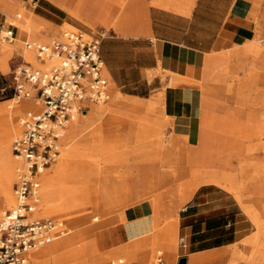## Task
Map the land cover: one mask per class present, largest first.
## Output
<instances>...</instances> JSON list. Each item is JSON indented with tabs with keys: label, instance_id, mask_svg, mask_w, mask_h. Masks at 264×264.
I'll use <instances>...</instances> for the list:
<instances>
[{
	"label": "crops",
	"instance_id": "obj_1",
	"mask_svg": "<svg viewBox=\"0 0 264 264\" xmlns=\"http://www.w3.org/2000/svg\"><path fill=\"white\" fill-rule=\"evenodd\" d=\"M20 7L32 29L13 24L14 41L0 42L47 43L41 40L50 41L65 24L86 31L95 27L102 35L103 77L122 90L162 92L170 130L187 137L191 157L217 171L236 170L250 158L246 145H232L231 140L246 128L245 135L253 139L250 123L264 98L253 92L250 82L232 87L228 79L240 70L245 73L254 59L248 46L258 45L257 37L264 35V0H0V30L8 25V13ZM31 34L39 39H30ZM20 53L8 59L0 44V110L14 95L10 72ZM259 62L264 64V55ZM232 89L242 92L230 99ZM186 176V203L177 210L174 229H161L162 218L170 213L163 198L185 185L178 182ZM157 185L152 204L143 201L126 208L125 220L107 230L111 249L120 247L127 255L136 244L150 240L178 260L185 257L183 264H226L235 246L243 250L242 241L254 228L235 193L215 181L193 179L177 165L163 167ZM158 253L163 256L157 250L155 259Z\"/></svg>",
	"mask_w": 264,
	"mask_h": 264
},
{
	"label": "rangeland",
	"instance_id": "obj_2",
	"mask_svg": "<svg viewBox=\"0 0 264 264\" xmlns=\"http://www.w3.org/2000/svg\"><path fill=\"white\" fill-rule=\"evenodd\" d=\"M18 14H20L19 17L17 16ZM11 21L18 24L19 28L26 30H31L33 26L31 20L27 18L26 11L23 7L18 8L14 13H8L6 23H9ZM77 29L86 31L85 29L79 26L72 25V27H70L65 24L61 28V30L56 32V34L52 38L60 36L63 31ZM92 29L96 28L92 27ZM30 39L39 38L31 34ZM256 40L264 51V35L258 36ZM41 41L48 42L49 40ZM0 44L2 53L7 54L8 59L13 52H21L27 60L32 62H34L35 60L33 53L26 51L22 43L16 42L10 45L0 42ZM237 56L241 57L243 55ZM259 60L261 59L253 61L254 63H251L250 66L245 68V73L240 70L239 73L232 74L231 78L229 77L228 81H230V83L235 84L232 87H242L241 83L250 82V85L254 87L253 92L256 93L259 97L264 98V79L261 78L260 80H252L250 77L247 76L250 71L264 72V64H262V62H259ZM240 67H242V65ZM107 82V91L110 94V97L103 103H92L106 107L107 114L104 117V128L100 132L105 134L106 137L104 140H94L93 144L87 147L85 142L90 140L88 136L89 133L86 132L83 133V135L76 136V140H81L82 142L78 144L77 147H75L73 150V154L71 156V163H73V166L76 167L70 172L71 178L69 180H66L65 182V184L68 183L70 186L75 187L77 191H79V188L85 190L86 193L90 196H78V201H76L77 209L76 207H73L76 210H74L73 208V210H59L58 213L51 214L50 212H48V210L44 209L37 210L34 214L38 218L52 217L60 218L62 220L65 219V221L63 220L65 223V229L63 230V233L66 236L67 242L60 249L63 257L60 264H82L83 261L85 264H153V262L155 261V255L157 250H162L163 256L166 260V264H179V260L177 259L176 254H168L165 251L166 247H164L163 245L153 246L150 240L142 241L136 244L130 249L129 252H127V255L120 253V247L112 249L109 247L110 241L108 239L107 230L111 226L123 222L125 220L123 212L126 208L135 206L143 201L151 202L152 204L154 193L158 192V190H156L158 188V176L161 173L162 168L170 164H164L160 161L157 162L158 165L156 169L155 184L150 189L147 185L148 179L146 175L140 176L141 184H139L138 186H135L133 183H130V186L133 189L135 188L134 190H136V192L134 191V193L129 199L126 198L124 200H119L118 202L117 200L106 201L103 193L104 184L109 183L112 179H116L117 183L120 184L122 177L124 178V180L129 179L130 182H135L137 180L136 177L138 172L148 171L150 165L154 163L153 161L147 159L148 156H146V152L150 151L153 152V154H156L157 150L159 149L158 143L163 141L164 144L169 145L170 141L174 139L173 137L175 135L170 130L172 124L170 123L168 116H166L162 111V92H160L159 90L144 89L122 90L114 86L108 79ZM233 90L234 89L228 91L230 99H234L236 96H239L240 92H242V90L240 89H235V92ZM25 99L32 98L19 97L18 99V97H15L13 95L12 99L6 102L5 111L10 110L17 117H22L26 113V111H28V109L20 112L19 108H15L13 110L8 108V104L15 100L22 101ZM120 100H135L136 105L131 110L127 109L126 106L116 107L117 101ZM16 104H18V102H16ZM240 107L243 108L242 106ZM256 109L258 110V117L255 118L254 122L251 121L250 123L252 124L253 131L257 126L264 127V103L257 105ZM3 113L0 112V131H2L1 121L3 117L1 116ZM79 116L80 115H78L76 118H78ZM249 118L253 120V118ZM244 119L245 117H236V120L244 121ZM86 122L87 121L85 120H81L80 125L84 126ZM247 124H249V122H247ZM20 131L21 125L19 132ZM248 131V128L244 130L242 129V136H240V138L238 136H234V139L231 140L232 145H246L247 147L248 143L250 142V139L245 134ZM19 132L14 134L10 139V147L13 138L17 136ZM262 137L264 138V133L262 134ZM175 138L178 140L179 137L175 136ZM254 138L255 135H253V139ZM160 139H162V141ZM184 141L185 140H183V143ZM84 145H86V147ZM247 155L250 156V158L244 160L246 164L243 165L244 169L242 171V175H238V180L243 186L241 188V192L244 197L243 202L252 206H256L257 204L264 205V176L263 174H260L258 175L259 177L261 176L259 179L254 178L257 163H253L255 162V160L259 161L258 164L263 163L264 154H255L254 152L247 151ZM59 160L60 155L57 160L54 161L50 166L54 165ZM239 165L238 168L240 167ZM83 168L85 170H88L86 174L89 173L90 176L88 175L84 179H81V181H72L75 177L77 179H80L78 177V173L82 172L80 170H82ZM187 168H189V166H187ZM113 173L118 174L114 176ZM187 174L190 175L193 179H197L198 177H193L191 173ZM152 177L154 178V176ZM188 177L189 176H186L185 178L180 179L178 184L182 182L185 184L186 181L189 180ZM218 180L219 181H217V183L222 184V175L218 178ZM256 180H258V182L260 183V193H252V189L257 183ZM186 184L182 185L181 188L178 187V189L172 195L164 196L163 200L166 204V208L170 211V213L164 218H162L160 224L161 229L169 226L170 223L175 220L177 210L184 207L186 203V201L184 200V190H186ZM245 189L249 192L245 193ZM98 192L100 194V204L96 206V204H94V202L90 199L91 197L98 198ZM62 199L63 198L60 192H57L56 203H64ZM175 201H180L178 207L175 206ZM39 202L40 201H38L37 204H39ZM127 203H131V205L128 206ZM83 206L85 207L83 208ZM110 209H112L113 211L110 212V215H107V212ZM102 213H105V215H103ZM1 217L2 215L0 216V219ZM249 217L250 225L254 228V232L247 239L242 241L243 250H240L237 246H235V250L232 252L231 259L226 264H264V215L262 219V224L259 226L255 224L250 215ZM151 225L152 222L150 221L149 228H151ZM147 234L148 232H146L145 236H147ZM256 235L260 237L256 239ZM56 240L57 237H55V239L50 242L51 245L54 244ZM168 242L167 240H162V244H168ZM178 242L179 241L177 240L176 243ZM86 244H88L87 246L91 251H87L85 255H83L82 252L83 250L85 252ZM43 246L47 245L44 244ZM36 248H38V246L32 249ZM115 251L118 252L114 253ZM92 257H95L96 259L92 260ZM121 258L123 259L122 263L119 262V259ZM31 260L32 259L30 257V264H34ZM45 264H51V261H48Z\"/></svg>",
	"mask_w": 264,
	"mask_h": 264
},
{
	"label": "built area",
	"instance_id": "obj_3",
	"mask_svg": "<svg viewBox=\"0 0 264 264\" xmlns=\"http://www.w3.org/2000/svg\"><path fill=\"white\" fill-rule=\"evenodd\" d=\"M13 21L0 30L5 43L14 41ZM101 38L98 30H66L44 43L23 41L34 62L23 54L11 69L15 97L37 100L39 109L20 119L21 131L11 142L18 160L13 184L15 204L0 219V264H29V251L52 242L65 229L60 218L35 216L39 177L57 159L67 127L90 103L108 99L102 75ZM153 264H164L158 253Z\"/></svg>",
	"mask_w": 264,
	"mask_h": 264
},
{
	"label": "bare ground",
	"instance_id": "obj_4",
	"mask_svg": "<svg viewBox=\"0 0 264 264\" xmlns=\"http://www.w3.org/2000/svg\"><path fill=\"white\" fill-rule=\"evenodd\" d=\"M17 16L19 17L20 14H18ZM14 24L19 26L16 23ZM70 27H72V25ZM248 48H249L248 55L254 58L253 61L257 59H262V56L264 55V51L260 47L259 44L257 45L255 43H251L249 44ZM230 54H232V52ZM253 61L251 63H254ZM263 74L264 72H261V71L259 72L250 71L247 74V76L250 77L252 80H260L261 78L264 79ZM233 91L235 92V89ZM107 95L109 98L110 94L108 93V91H107ZM16 102H18V104H16ZM98 103H101V102H98ZM135 105H136L135 100H131V101L120 100V101H117L116 103V107L126 106L127 109L129 110L133 109ZM8 108L12 110L15 108L17 109L19 108L21 112L26 109L28 110L39 109L40 105L38 104L37 100L25 99L22 101L15 100L9 103ZM0 112L1 113L4 112L1 116L3 117V119L1 121L2 131H0V216H1L4 210H6V208H10L15 204V196L12 190V184L16 178L15 170L19 162L12 154L11 147H10V139L12 138L14 134L19 132L20 119L22 117H17L10 110L5 111V108L1 109ZM106 114H107L106 107L99 106L98 104H91L88 112L84 114H79L80 116L78 118H74L72 121H70L67 127L68 130H66L65 135L62 138V147H61L62 151L60 149V154H59L60 160L56 162L54 165L49 166L45 170V172L42 173L39 177L38 193L40 195V198L38 201L40 202L39 204L36 203L35 211L45 209V210H48V212H50L51 214L58 213L59 210L66 211V210L72 209L73 207H76V201H78V198H79L78 196L80 195H84L86 197L90 196L89 194L86 193L85 190L79 188V191H77L75 187L70 186L68 183L65 184V182L66 180H69L71 178L70 172L74 170V168L76 167V166L74 167L73 163H71V156L73 154V150L75 147H77L78 144L82 142L81 140L77 141L76 136L83 135V133L88 132L89 133L88 136L90 140L85 142L87 147L93 144L94 140L95 141H98L99 139L104 140L106 135L100 132L104 128L103 123H104V117L106 116ZM81 120L87 121L84 126L80 125ZM263 130H264L263 126L255 127V130L253 131V135H255V138L250 140V142L248 143L247 145L248 152H254L255 154H261V153L264 154V138L262 137V134L264 133ZM178 137L179 138L177 140L174 136L173 137L174 139L170 141L169 145L164 144L162 139H160L162 142L158 143L159 149L157 150L156 154H153V152H150V151L146 152V156H148L147 159L153 161L154 163L150 165L148 171L138 172L137 177H136L137 180L135 182H130L129 179L124 180V178L122 177L120 184L117 183L116 179H112L110 180L109 183H105L104 189H103L105 200L106 201L117 200L118 202L119 200H124L126 198L129 199L134 193V191L136 192V190H134L135 188L133 189L130 186V183H133L135 186H138L139 184H141V181H140L141 175H146L148 179L147 181L148 188L149 189L152 188L153 185L155 184V179H156V169L158 165L157 162L160 161L161 163H164V164L177 165V166L179 165V166L184 167L186 172L191 173L193 177L198 176L197 177L198 181L211 180V181L217 182L219 181L218 178L221 177L222 175L223 177V180L221 181L222 185L225 188H227L230 192H233L236 194L239 200L242 201L243 208L252 217L253 221L258 226L261 225L263 215H264V205L257 204L256 206H252V205H249L243 202L244 197L241 192V188L243 186L242 184H240L238 180V175H242V171L244 169L243 165L246 164L245 161L243 162L240 161V165H239L240 167L237 168L236 170H218L217 171V169L209 166V162L207 163L205 162L204 164H202L200 160H197L195 157H191L188 152L187 137L181 136V135H179ZM183 140H185L184 143H183ZM86 145L84 146L86 147ZM253 163H257L256 173L254 175V178L259 179L261 176L259 177L258 175L263 174L264 176V162L261 164H258L259 161L255 160V162ZM225 165L227 164L225 163ZM187 166H189V168H187ZM80 171H82L78 173V177L80 179H77L75 177L73 178L72 181L74 180L81 181V179H84L88 175L90 176L89 173L86 174L88 170H85L83 168ZM117 174L118 173H113L114 176H116ZM203 175L208 176V177L202 178ZM152 176H154V178ZM256 181L257 183L255 184L252 190V193H260V189H261L259 186L260 183L258 182V180ZM57 192H60V194L62 195V198H63L62 200L64 201V203L63 202L61 204L56 203ZM90 200L93 201L94 204H96V206H98V204H100L99 192H98V198L91 197ZM127 205L129 206L131 205V203L130 204L127 203ZM84 207L85 206H83V208ZM112 209H110L108 212L106 211L107 215L108 214L110 215V212L113 211ZM105 213L104 214L102 213V214L105 215ZM63 220L65 221V219ZM174 225L175 223L171 222L169 225L170 227L169 229H172V228L174 229ZM56 237H57V240L55 241L54 244L51 245V243L50 244L47 243L46 244L47 246L39 245L38 248L31 249L29 251V255L32 259L31 261H33L34 264H45L48 261H51V264L61 263V260L63 257H62V253L60 249L64 244H66L67 240H66V236L64 235L63 231L59 233ZM259 237L260 236L258 235L255 236L256 239H258ZM87 245L88 244H86L85 246V252L84 250L82 252L83 255H85L87 251H91L89 250ZM95 259H96L95 257H92V260H95ZM82 264H85L84 261L82 262Z\"/></svg>",
	"mask_w": 264,
	"mask_h": 264
},
{
	"label": "water",
	"instance_id": "obj_5",
	"mask_svg": "<svg viewBox=\"0 0 264 264\" xmlns=\"http://www.w3.org/2000/svg\"><path fill=\"white\" fill-rule=\"evenodd\" d=\"M185 260H186L185 257H183V258H181V259L179 260V263H180V264H183V263L185 262Z\"/></svg>",
	"mask_w": 264,
	"mask_h": 264
}]
</instances>
